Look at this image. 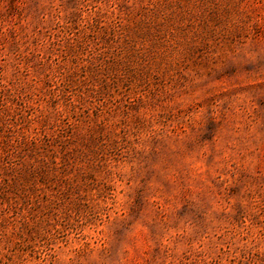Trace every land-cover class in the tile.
<instances>
[{"label": "rangeland", "instance_id": "1", "mask_svg": "<svg viewBox=\"0 0 264 264\" xmlns=\"http://www.w3.org/2000/svg\"><path fill=\"white\" fill-rule=\"evenodd\" d=\"M0 264H264V0H0Z\"/></svg>", "mask_w": 264, "mask_h": 264}]
</instances>
